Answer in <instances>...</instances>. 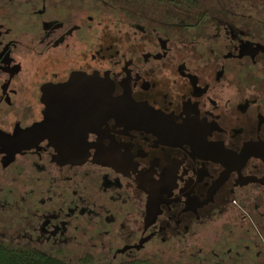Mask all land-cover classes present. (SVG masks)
<instances>
[{
	"label": "flooded vegetation",
	"instance_id": "flooded-vegetation-1",
	"mask_svg": "<svg viewBox=\"0 0 264 264\" xmlns=\"http://www.w3.org/2000/svg\"><path fill=\"white\" fill-rule=\"evenodd\" d=\"M5 255L264 264V0H0Z\"/></svg>",
	"mask_w": 264,
	"mask_h": 264
},
{
	"label": "trees",
	"instance_id": "trees-1",
	"mask_svg": "<svg viewBox=\"0 0 264 264\" xmlns=\"http://www.w3.org/2000/svg\"><path fill=\"white\" fill-rule=\"evenodd\" d=\"M0 264H60L55 261L40 260L34 258H19L5 255L0 258Z\"/></svg>",
	"mask_w": 264,
	"mask_h": 264
},
{
	"label": "water",
	"instance_id": "water-1",
	"mask_svg": "<svg viewBox=\"0 0 264 264\" xmlns=\"http://www.w3.org/2000/svg\"><path fill=\"white\" fill-rule=\"evenodd\" d=\"M77 148L79 149V147L66 146V147H57L56 149H59V152L61 153L62 156H69L70 155L71 158L74 159L76 156L73 155V153L76 152L75 149H77Z\"/></svg>",
	"mask_w": 264,
	"mask_h": 264
}]
</instances>
